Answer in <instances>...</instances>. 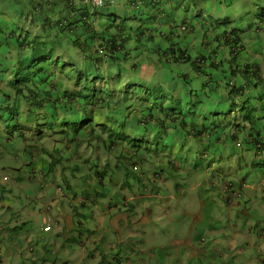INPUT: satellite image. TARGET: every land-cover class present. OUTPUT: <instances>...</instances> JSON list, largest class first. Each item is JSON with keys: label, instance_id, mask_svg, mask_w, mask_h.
<instances>
[{"label": "clouds", "instance_id": "clouds-1", "mask_svg": "<svg viewBox=\"0 0 264 264\" xmlns=\"http://www.w3.org/2000/svg\"><path fill=\"white\" fill-rule=\"evenodd\" d=\"M0 264H264V0H0Z\"/></svg>", "mask_w": 264, "mask_h": 264}]
</instances>
